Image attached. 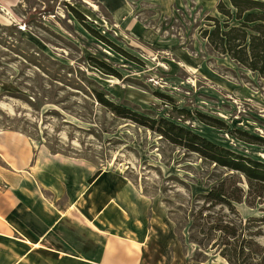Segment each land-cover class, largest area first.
Listing matches in <instances>:
<instances>
[{
  "label": "rangeland",
  "instance_id": "obj_1",
  "mask_svg": "<svg viewBox=\"0 0 264 264\" xmlns=\"http://www.w3.org/2000/svg\"><path fill=\"white\" fill-rule=\"evenodd\" d=\"M8 1L0 0V83L20 95H0V130L17 127L35 150L51 154L53 148L65 159L53 161L61 175L69 173V188L58 187L54 203L103 233L131 235L152 226L170 230L194 260L218 255L189 242L186 230L193 198L221 170L111 113L93 91L153 117L181 119L174 122L264 161V79L210 54L199 35L205 15L223 19L215 9L219 0H134L132 14L142 33L121 29L95 0ZM69 5L136 60L86 30ZM88 57L119 76L102 73ZM195 113L219 119L224 128L203 123ZM234 129L260 141H243ZM76 183L88 203L80 204ZM260 206L264 209V202ZM236 208L242 216L264 214L243 203Z\"/></svg>",
  "mask_w": 264,
  "mask_h": 264
},
{
  "label": "trees",
  "instance_id": "obj_2",
  "mask_svg": "<svg viewBox=\"0 0 264 264\" xmlns=\"http://www.w3.org/2000/svg\"><path fill=\"white\" fill-rule=\"evenodd\" d=\"M68 8L73 18L96 38L108 42L124 57L136 60L90 27L75 7L69 5ZM215 9L223 19L205 15V27L199 28V35L208 52L224 56L264 79V0H228V3L219 0ZM87 60L102 73L119 76L117 71L102 61L94 57ZM93 92L95 100L111 113L154 131L173 146L195 153L201 160L213 165L214 169L221 170L208 189L193 198L189 209L187 240L200 249H213V253L228 264H264V214L242 216L236 208L237 204L243 203L249 208L264 211L260 206L264 202V161L218 145L174 122L181 119L153 117L132 106L114 103L102 92ZM0 95L17 97L20 91H9L1 82ZM177 111L188 115L184 109ZM195 115L207 125L224 128V123L219 119L200 113ZM11 129L17 131V127ZM233 133L248 143L260 141L244 131L234 129ZM49 150L58 152L53 148Z\"/></svg>",
  "mask_w": 264,
  "mask_h": 264
},
{
  "label": "crops",
  "instance_id": "obj_3",
  "mask_svg": "<svg viewBox=\"0 0 264 264\" xmlns=\"http://www.w3.org/2000/svg\"><path fill=\"white\" fill-rule=\"evenodd\" d=\"M95 2L121 29L143 32L132 14L134 0ZM58 160L65 159L35 150L22 133L0 130V264H228L218 255L192 259L170 230L150 226L143 233L124 235L103 233L93 224L90 228L88 220L54 203L58 187L69 188V173L61 175ZM46 174L47 181H41ZM76 196L82 204L78 183Z\"/></svg>",
  "mask_w": 264,
  "mask_h": 264
}]
</instances>
